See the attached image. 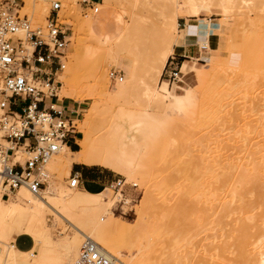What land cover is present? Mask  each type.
<instances>
[{
    "label": "bare ground",
    "instance_id": "6f19581e",
    "mask_svg": "<svg viewBox=\"0 0 264 264\" xmlns=\"http://www.w3.org/2000/svg\"><path fill=\"white\" fill-rule=\"evenodd\" d=\"M243 1L246 2V6L250 5L248 3V0H243ZM144 2H148L149 4L136 3L135 4L136 6L134 5L133 12H131L130 14L131 16L130 21L124 20L121 27L112 36L109 37L104 36L102 34L104 33L103 31L98 33L92 31V35L90 34L92 40L87 41L85 43L83 42L84 44L81 47L79 46L81 49L79 50L78 54L74 56L79 60L77 64H79L80 67H82L83 63H84L83 65L84 67L90 64V66L88 67L91 69L92 67L94 68L99 66L103 62L102 60L103 56L106 57V59L107 57H109L110 59H112L111 61L114 60L116 62H118L120 56H123L125 59L130 60L131 70L125 73L126 78L124 74H122L121 78L119 77L114 78L111 76L112 78L119 80L117 84L115 83L116 86L112 89L111 95H114L115 97L116 96L121 97L126 94L137 95L136 93H138V90L140 89L142 90L141 95L143 96V101H142L143 104L140 103L142 104L141 106L138 105L140 107L134 109H131L133 108L131 107L130 109H128L126 108V105L117 108L115 106L109 107L108 105H106V103L105 106H103L104 103H102L101 105L99 104L94 105L92 103L93 105L91 104L92 106L89 107L91 108V110H93V112L91 111L88 114L87 112H85L86 114L85 119L81 123H79V127H80L79 129L82 131L83 136L78 140L80 144V149L82 151L81 154L83 156L84 163L91 165L92 164L101 165L111 168L112 170L123 174L126 180L120 179V182H117L112 186H109L99 192H92L83 189L82 187L71 186V184L68 185L65 182H62L60 186L56 185L54 179L52 180L53 178L52 173L50 174L49 170L48 169L45 170L43 167L46 165L47 166L50 165L55 171H58L60 175L63 173L64 170L67 172V174L71 173L73 168V163L75 162L76 153L72 152L71 149L64 144L60 148V150L56 154H54L47 161V163L41 168V172L49 176V180L48 183L44 187H42L39 193L33 192L27 185H22L16 191L10 193L9 198H2L0 195V264H77L80 258L81 246L85 237H90L94 239L106 250H107L106 247L110 248V250L107 251L114 258V264H131L134 261L133 258L126 259L124 257L123 251L119 249L118 246L113 244L114 243L113 238L115 239L117 237L116 234L120 232L119 231L120 224L124 222L119 218V216L115 214L113 208L116 203L115 198L119 197V201L125 200V203L130 202L126 194V189H125L126 182L128 180H135V182L131 181L132 183L134 182L133 186L139 185L140 183L139 184L137 183L139 181L142 184H144L142 178L146 174L148 176L149 172L151 173V166L154 160L159 156V154H162L161 158L163 159V156L166 154V151L168 150V147L163 150V146H162L163 145L162 136L164 135L163 129H165V127L167 126L169 128V124L171 126V123H173L172 122L173 118L175 120L177 118L174 117L175 115H178V117L179 116L183 117V119L185 120L191 118V106L194 101L191 90L194 87L204 91L205 104H207L208 101L210 102L211 99L212 100L215 99L214 100L215 105L218 104L220 105V102H222L220 99L224 100L223 95H225L224 92L219 93V91L221 90L220 89L221 80L223 81V79L222 76L219 77L218 70L220 71L219 67L220 68L223 67L222 63L225 65L228 64L230 65V67H232L234 65L233 62L234 61L236 62L237 58H239V61L244 60L243 64L250 63L251 66L253 67L258 65L264 66V47L262 42L257 43V39L254 35L252 36V34H246L242 32L240 34L239 41L236 42L234 41L233 36L231 34L229 43L227 45L225 44L223 33L227 31L226 29L227 22H224L222 25H218L213 21L212 18L207 17L205 18V21L203 23H199V24L194 23L197 26L196 30H193L190 24L185 29L179 28L178 26L179 17H186L188 22L193 23L196 22V20L199 19L201 20V18L205 14L212 12L213 3L211 0H145ZM152 2L158 4H150ZM24 4H25V0L24 3L21 5V8L26 9L28 4L26 5ZM140 5L144 7L141 8ZM105 6L107 7V5ZM229 6L230 5L228 6L224 5V2L223 5L221 4L220 7L222 8L221 12L223 13V15L227 16L228 12L230 11L229 9H231L229 8ZM143 8L150 11L158 10L160 13L158 15L159 16L161 15V21L159 24H156L154 28L155 30H157L156 33L158 35H156L157 38H155L156 40H154L153 43L156 42L155 44H157L158 47H156V45L154 46L152 43V45L154 46L153 47L154 52L151 51L152 54L150 52L152 56L149 55V57H151L149 65L147 63L149 67L146 73L144 72L146 75L142 76V74L144 73H141V77H140V74L138 75V73L135 70V64L138 62H142L138 58L139 57L138 52L143 48L144 50H146L145 48L147 46L145 42L143 43V41H141V38L139 36L140 33L143 31L141 21L146 20L145 19L146 16L142 12ZM24 9H22V11ZM103 9H105V7ZM138 9L140 10V12ZM88 18L90 19V17ZM29 21L31 22L30 19ZM193 35L198 37L197 43L198 46L200 47L201 56L190 54L189 59L185 62L180 72H178L173 83L167 81V84L169 85L168 87L157 85L159 78L161 77V75L163 74L166 68L167 62L172 57V55L176 51H178V49H181V44L184 41V38ZM28 44H30L31 47L34 49L33 44L30 43L28 40H25L24 47L20 51V57H22L27 53H31L33 51V49L31 50L30 48L27 47ZM221 51L224 52L223 55L215 54V52H221ZM144 53H148V51ZM228 53H231V55H233V59L229 57V60L230 58L231 60H233L232 63L231 61H229V63L231 64L224 61L225 59L224 55ZM143 57L144 56H142V58ZM234 58H236V60ZM204 59L206 60L207 64H200V61ZM239 61L236 62L237 64L235 63L236 64L235 66H238L240 64ZM102 66L103 65H101V68ZM209 66L210 67L213 66L215 68V74L213 77L214 81H212L211 79L208 81V77L210 78L212 77L207 69V67ZM227 67L230 68L229 66ZM75 68L79 69V67L77 66ZM69 71H71V69ZM77 71L78 70H76V72L74 73H76V77L78 76L77 78H79L80 73L79 75H77L78 73ZM119 72L121 73V71ZM103 75L108 81L107 75L105 76V73ZM58 77L60 80L63 81L64 80L63 72L60 73ZM232 78H234V76ZM82 82L83 81L81 80V82L79 83L80 86L83 84ZM71 85H74V83L73 84L71 83ZM80 86L78 85L79 90H80ZM83 87L84 86H82L81 88ZM103 88H105V86ZM78 89L76 91L77 92L76 94L78 93L80 94V92H82V91L78 92ZM75 90H71L67 88V86L61 85L58 91L60 92V95L62 97L68 96L70 98H74V99L76 98V100H79L75 95L74 92ZM246 104L247 102L246 103L244 102V107H243L244 111L241 112L242 115H244L243 120L246 121L244 123L245 127L242 128V130L244 131L243 132L244 136L243 135L242 136L245 138L244 139L245 144H242L244 146H241L240 148L242 150L241 152L247 153V155L245 154L244 155L242 154L243 156L240 155L234 156L233 154L226 155V157L229 158V160L230 159L234 160L235 158L239 160H243L245 158L246 159L243 161L235 160L232 163L231 160L229 165L226 163L227 161L229 162V160H227L225 161V164L228 165V167L230 168L231 167L234 168L235 170L237 168L239 169V167L241 168L244 167V165L246 164L247 168L245 169L243 168L244 174L248 176L247 178L248 181L249 180L252 181L251 177L252 175L254 177V173L256 175L255 171H257L260 174V176L264 178V144L263 143H262L263 152L260 153L259 158L255 161L254 160L250 161V159L247 160V158L251 156L248 151L254 145L255 139L258 136H260L261 132L262 133L264 132V115L261 116L263 118L260 119V117H258L257 115V112H259L260 110L255 111L254 106L248 107L246 106ZM245 107H247V109H245ZM245 110L247 113H245ZM206 111H208V109L204 108L201 114ZM213 112L215 113V115H217L219 114L220 110L219 108H215L212 111V113ZM253 122L255 123L258 122V123L254 125ZM179 127L181 126L179 125ZM256 127L257 129L259 127V132L258 131L254 132L255 131L254 129ZM166 134L168 133L166 132ZM256 141L259 140L257 139ZM256 143L258 144V142ZM221 154L224 155L223 153ZM22 157L25 158L23 146L17 148V158L23 159ZM214 159L215 161L218 162V163L216 162L218 166L215 169L213 168V171L219 169L218 172L221 173L220 169H224V166L222 164L224 158L220 154L218 155L216 154ZM185 164H187V162ZM188 168L189 167L187 166L186 169ZM191 170L193 171V169ZM224 171L223 173H225ZM218 176H220V174ZM235 176L238 177L239 173L237 172V175ZM167 178L168 176L166 177V179ZM166 179L165 180L162 179L163 182L161 183L160 181V184L158 183V185L154 183L155 185L150 184L151 186L148 187L147 184H145L147 186L145 187L147 188L146 189L147 205L145 206L144 205L145 202H144L143 203L144 206H142L140 210H137L138 214L137 217L135 218V221L137 223L142 221L145 216L152 217L153 213L151 215V211L152 210L155 211L156 207L158 208L160 206L158 200L160 198H163L164 194L167 193L166 191H168L167 190L168 179L167 181ZM111 188L113 189L118 188V190L114 189V191L117 194V197L115 194V198H113L112 194L114 191L111 193L112 190ZM235 189L231 193L226 192L222 194H215V196L213 197V201H215L216 203L215 207L217 208L221 207L224 213L230 212L231 208L233 206L234 207L236 206V201L239 202V200L236 199L235 197L237 192L235 191ZM236 207H240L238 206V203ZM49 213L55 215V221H57V223L64 224V222H67L74 229L73 230L74 233L69 234L66 232L60 238H55L54 233L52 231L53 227L49 225L47 220V215ZM252 216L253 215L250 216L251 219ZM148 217L146 219H148ZM242 219H247V218L245 217ZM257 219L253 218V221ZM15 220L18 221V224L16 226H14L13 223L15 222ZM150 220L152 219L150 218ZM153 222L154 221H152V223ZM251 223L252 222H250L249 225ZM149 224L151 223H148V226H150ZM249 225H248V220H246V222L244 220L242 225H239L241 231L244 232L245 237L249 235V228H251L250 227L251 225L250 226ZM137 228H139V225ZM240 229L238 228V230ZM127 231H125V233ZM134 231L131 232L132 234H134L133 236L135 237L137 236L136 238H139L138 237L139 235L136 232L139 230L135 231L137 235H135ZM16 233L29 234L34 240V246L29 250L17 249L16 245L11 243V241L15 242V238L14 240L12 239H13V235H15ZM127 234L128 235L130 234L129 231ZM132 234H130L129 236H132ZM239 235L240 234H238V236ZM241 236H242V232H241ZM125 237L126 235L124 236V238ZM117 238H121L120 235ZM243 238L241 237V240H243ZM246 239L247 238H245V241H243L245 242L244 244L241 242V240L238 239L239 242L243 244L242 245L240 243L242 248L245 247L244 250L243 249L241 250V252L243 251L242 255L249 253V255H251L250 259H252V261H254L255 264H264V230L259 233L257 239H255L254 241L250 240L251 242L249 244H247L248 242ZM221 244L222 242L219 244V246H217V248L218 250H220V253H222V255L225 257L226 254L224 252L226 251V249L224 251L222 249ZM247 246L248 247L250 246V248H247ZM224 247L226 248L225 245ZM218 250L217 252H215L216 250H214V252L210 254L212 261L215 260L213 263L216 264H220L219 259H221V257H219L218 254ZM252 254H254L255 256ZM140 264H144V261L142 262L140 261Z\"/></svg>",
    "mask_w": 264,
    "mask_h": 264
},
{
    "label": "rangeland",
    "instance_id": "374dc122",
    "mask_svg": "<svg viewBox=\"0 0 264 264\" xmlns=\"http://www.w3.org/2000/svg\"><path fill=\"white\" fill-rule=\"evenodd\" d=\"M59 1H61L62 3V7L59 12V21L64 22L65 26H68L70 28V31L68 32L69 42L67 43L65 49L67 57L66 68L64 70L66 71H63V76L65 78L66 74L70 75V80L68 84L69 86H67V88L71 90H75L76 88L74 92L80 101L76 100V98H66L65 100L67 103L71 102L72 105H75V107L80 113L79 118L77 119L78 121L76 120V123L77 128L81 133L80 137H82L83 133L79 129V123H81L85 119V112H87V114L91 111L93 112V110H91L90 108L93 104L101 105L102 103H104L103 106H105L106 103V105H108L109 107L115 106L117 108L126 105V108L128 109H130L131 107H133L131 109H134L140 107L143 104V96L141 95L142 90L140 89L138 90V93H136L137 95L126 94L121 97H115L114 95H111L112 89L116 86L119 81L111 77V71L118 70L121 71V74L125 75L126 72H129L131 70L130 60L126 59V61L130 64V69L126 68V66L123 64L122 59L116 62L114 60L111 61L112 59H110L109 57H107V59L109 58L107 60L104 56L102 57L103 62L97 67H92V69L88 67L90 66V64L86 65L85 67L83 66L84 63L82 67L77 64L79 60L74 56L78 54L79 50L81 49L80 47L85 42L92 40V30L95 28L92 19L94 17V10L98 8L103 9L104 7L105 9L111 8L113 10L121 12L123 17H125V20L130 21V14L131 12H133L134 5L136 3H149L144 2L145 0H142V2L141 0H99L100 2L95 4L93 7L86 8V2H84L85 0ZM211 1L213 3L212 12L205 14V17L203 16L201 20H196V22L194 23H203L205 21V18L207 17L212 18L213 21L218 25H222L224 22H227V31L223 33L226 45L230 41L231 34L233 36L234 41L238 42L240 39V34L244 32L246 34H252V36L254 35L257 39V43L262 42L264 47V0H250L251 2L248 0V3L250 4L249 6H246V2L243 0H235L236 2L234 0ZM55 2L56 0H25L24 5L28 4V6L26 9L21 8V14L27 15L28 18L31 20L33 26L45 25L47 23V18L51 14L52 3ZM223 2L224 5H230L229 8H231L229 9L230 11L228 12L227 16L223 15V13L221 12L222 8L220 6L221 4L223 5ZM150 4L158 3L152 2ZM105 5H107V7ZM142 7L144 6H141V8ZM22 9L24 10L22 11ZM142 12L146 16V20L141 21L143 31L140 33L139 36L141 38V41H143V43L145 42V44L147 45L145 49L148 51L149 54L144 53L147 52L146 50H144V48L141 49L142 51L140 50L143 55L140 51L138 52V58L142 62H138L135 64V70L138 75L140 74V77L141 73H146L149 67L148 65L151 59L149 55L152 56L151 54L152 52H154L153 47L155 45L156 47H158V45L155 44L156 42L153 43V41L156 40L155 38H157L156 35H158L156 33L157 30H155L154 28L155 25L159 24L161 21V15H158L160 14L158 10L150 11L143 8ZM229 15L231 18L229 17ZM87 16L90 17V19ZM85 19H87L88 22ZM186 20L187 18L185 17H179L178 26L184 27ZM89 22L93 23L90 24ZM88 23L90 24V26ZM87 25L89 26V28ZM152 43L154 46L152 45ZM27 47L31 50L33 49L30 44H28ZM186 51L188 54L201 56L199 46L195 43L188 45ZM215 54L223 55L224 52H215ZM230 55L231 53L224 55V61H226L227 63H229V61H231V63L233 62V60H231V58L233 59V55ZM142 56L144 57L142 58ZM229 57H231L230 60ZM236 58L234 59L236 60ZM183 59L186 60L189 58L184 57L182 55H175L174 57H171L170 60L171 62L173 61L179 63V72L180 67L183 64H181V61ZM237 61H239V58H237L236 62ZM243 61H239L240 64L238 63V66L240 67L235 66L237 64L235 61L233 62L234 65L232 64L234 67L232 65V67H230V65H225L223 63V67L221 65L220 66L222 68L219 67L220 71L218 70V75L219 77L222 76L223 79V81L221 80L220 87L222 91L220 90L219 93H225V95H223L224 100L220 99L222 101L220 102V105L222 103L221 106L219 104L215 105V99H211L210 102L208 101L207 104H205L204 91L196 87L191 90L192 97L194 100L191 106V118L185 120L183 119V117H178V115H175L174 117H177L178 120L177 118L176 120L173 118L174 121L170 119L173 123H171V126L169 124L170 129L168 128V126L163 129L164 135L162 136L163 150L168 147L169 152L168 150L166 151V154L163 156V159L161 158L162 154H159V156L154 160L151 166V173L149 172L148 176L146 174L144 177L142 176L143 178L141 177L144 184L139 181L137 182L138 184L140 183L139 185L133 186L135 180H128L126 182V194L130 202L125 203V200L119 201V197L115 198L116 192L114 191V189L118 190V188H111V193L114 191L112 194L113 198L116 199V203L113 207L115 214L119 216L122 221H124L123 223L121 222L122 224H120V232L116 234L117 237H119L120 235L121 238H113V244L118 246V248L123 251L124 257L126 259L133 258L134 261L131 264H140V261H144V264H216L213 263L215 260L212 261L210 254H212L214 250H216L215 252H217V246H219L221 242L222 249L224 251L226 249V251L224 252L226 256L224 257L222 253H220V250H218L219 257H221V259H219L220 264H255V262L250 259L251 255H249V253L242 255L243 251L241 252V250H244L245 247L242 248L241 244L245 243L243 242L245 241V238H247V244H249L252 240L254 241L258 238L259 233L264 230V178L260 176L257 171H255L256 175L255 173L254 177L252 175V181H248V176L244 174L243 171L245 168H247V165L245 164L246 166L244 165V167H239V169L237 168L235 170L232 167H228L232 159L229 160V158L226 157V155L229 154H233L234 156H243L244 154L247 155V153H242V150L240 148L241 146H244L242 144H245V138L243 137L244 131L242 130V128L245 127L244 123L246 121L243 120L244 115H242L241 113L242 111H244V102H247L248 105L246 104V106L248 107L254 106L255 111L260 110L259 112H257V115L258 117H260V119H262L263 117L261 116L264 115V66L258 65L253 67L250 63L243 64ZM171 62L167 64V67L159 78L157 85L168 87L169 85L167 84V81L170 83L174 82L175 78L170 79L169 77L164 75L165 73H169L172 67H174V64H171ZM200 64H207L206 60L204 59L200 61ZM101 65H103L102 68ZM76 66L79 67V69L75 68ZM227 66H229L230 68H228ZM70 69L71 71H69ZM207 69L210 72V75L212 76L211 78L208 77V81L210 79L214 81L213 77L215 74V68L213 66H209L207 67ZM76 70H78L77 75H79L80 73L79 78H77L78 76L76 77V73H74L76 72ZM104 73L105 76L107 75L108 81L104 77ZM145 73L142 74V76L146 75ZM81 75L84 77H82ZM233 76L234 78H232ZM81 80L83 81L82 83L84 85L82 84L80 86L79 83L81 82ZM71 83H74V85H71ZM60 85H62V83H59V86ZM78 85L80 86V90L78 89ZM82 86L84 87L81 88ZM104 86L105 88H103ZM77 89L78 92H82H80V94H76ZM49 101H52V99H50ZM21 107L22 104L19 106V108ZM204 108L208 109V111L201 114ZM215 108H219L220 110L219 114L217 115H215L214 112V114L212 113ZM245 109H247V107H245ZM209 113L211 114V116ZM245 113H247L246 110ZM179 119L181 120V122ZM253 123L255 125L258 122ZM179 125L181 127H179ZM165 130L168 134H166ZM254 130V132H259V127L258 129L256 127ZM263 134L264 132H261L260 136L255 139L254 145L248 151L251 156H249L247 160L250 159V161H255L259 158L260 153L263 152ZM257 139L259 141H256ZM256 142H258V144ZM252 148L254 151L252 150ZM80 152L82 153L81 149ZM221 153H223L224 155H222ZM216 154H220L224 158V161L222 162L224 169H220L221 173L218 172L219 169L213 171V168L215 169L218 166V162L214 159ZM227 160H229V162ZM235 160L238 161L239 159L235 158L231 161V163ZM225 161H227L226 163L228 165L225 164ZM186 162L187 164H185ZM186 165L189 167L188 169H186ZM46 166H44L43 168L45 170L48 169L50 174L52 173V180L54 179L56 185L60 186L62 182H65L68 185L70 184L71 173L67 174V172L64 170L63 173L60 175V173L58 171H55L50 165H48L47 167ZM191 169H193V171ZM223 171L225 173H223ZM114 172L117 174V177L119 179L126 180L123 174L118 173L117 171ZM237 172L239 173L238 177L235 176L237 175ZM217 173H219L221 177L218 176L219 174ZM167 176L168 191H166L167 193L164 194L163 198H160L158 200L160 206L158 208L156 207L155 211L150 210L151 215L153 213L152 217L145 216L144 219L146 221L143 219L142 221L137 223L135 221V218L138 214L137 210H140L142 206L147 205V188L145 187H149L154 183L158 185V183L160 184V181L162 183V179L165 180ZM131 181L134 182L132 183ZM113 184L115 183H110L106 186H112ZM145 184H147V186ZM87 186L91 187V184L87 183ZM234 189L235 191H237L235 197L239 200V202L236 201V206L238 203V206L240 207L235 206V208L233 206L230 212L225 213L221 207H215L216 203L215 201H213V197L215 196V194H222L226 192L231 193ZM144 202L145 204L143 205ZM251 215H253L252 219L250 218ZM147 217L148 219H146ZM245 217L247 219H242ZM150 218L152 220H150ZM253 218L257 220H254V222ZM47 220L49 225L53 227L52 231L54 233L55 238H60L66 232L69 234L74 233V229L67 222H64V224L57 223V221H55L54 214L49 213L47 215ZM244 220L245 222L246 220H248V225L250 222L256 223H251V226L249 225L251 228H249V235H247L246 237L239 226L242 225ZM152 221H154L155 224L154 222L152 223ZM147 222L151 223L152 225L149 224L150 226H148ZM13 223L14 226H16L18 224V221L15 220V222ZM138 225L140 229L137 228ZM238 228L240 230H238ZM127 229L130 234H132L131 232H133L134 230H139L136 231L139 235V238H136L137 236H133L134 234H132V236H129L130 234H127ZM125 231L127 232L125 233ZM137 234L135 233V235ZM238 234L240 235L238 236ZM15 235H13L12 240H14ZM123 235H126V237L124 238ZM241 237H244L243 240H241ZM226 239L229 240L227 241ZM238 239L241 240L242 243L239 242ZM11 243L15 244V242L13 241H11ZM21 244V247L24 248L25 245L29 246L30 243L28 244V240L26 238H22ZM224 245L226 246V248L224 247ZM106 248L107 250H110V248ZM247 248H250V246H247Z\"/></svg>",
    "mask_w": 264,
    "mask_h": 264
},
{
    "label": "built area",
    "instance_id": "2783aa9c",
    "mask_svg": "<svg viewBox=\"0 0 264 264\" xmlns=\"http://www.w3.org/2000/svg\"><path fill=\"white\" fill-rule=\"evenodd\" d=\"M84 2H88L85 0ZM24 0H0V195L27 185L39 193L49 180L41 168L78 132L79 112L58 105V71L66 66L65 49L70 28L59 21L62 3H52L45 25L33 26L21 15ZM23 33V34H21ZM34 49L20 57L24 41ZM171 62V61H170ZM165 73L174 79L179 63ZM111 76L121 78L117 70ZM52 99V101H49ZM22 104V107L19 106ZM74 115V116H72ZM24 147L25 158H17ZM68 146V145H67ZM78 171L71 172V186L81 187ZM120 182V179L117 181ZM116 182V183H117ZM77 264H114V258L97 241L85 237Z\"/></svg>",
    "mask_w": 264,
    "mask_h": 264
},
{
    "label": "crops",
    "instance_id": "0c3cea01",
    "mask_svg": "<svg viewBox=\"0 0 264 264\" xmlns=\"http://www.w3.org/2000/svg\"><path fill=\"white\" fill-rule=\"evenodd\" d=\"M98 2H100V1L99 0H88V2L85 3L86 8H91L95 4H97ZM93 15H94V17H93L94 21L93 22H94L95 28L92 31L95 33L103 31L104 33H102V34L106 37H109V36H112L113 34H115L118 31V29L121 27V25L123 24V21L125 20V17H123L121 12H119L117 10H113V9H100V8H98V9L94 10ZM189 24L191 25L193 30H196L197 26L194 24V22L190 23V22H188V20H186L184 27H179V28L185 29ZM197 38L198 37L195 35L185 37L184 41L181 44V49H178V51H176L172 55V57H174L175 55H179V56L182 55L184 57L189 58L190 54L187 53L186 48L190 44L195 43L198 45ZM199 50H200V47H199ZM120 59L123 60V64L126 66V68L130 69L129 68L130 64L126 61V59L123 56H120L119 60ZM170 60H171V58L169 59L167 64H169ZM186 60H188V59H186ZM186 60L183 59L181 61V64L182 63L183 64L180 67V70L184 66V64H185L184 62ZM166 67H167V65H166ZM59 74H60V72L58 71V76H59ZM69 80H70V75L66 74L64 80L63 81L61 80L62 85L69 86L68 85ZM58 95H59L58 105L64 106V107L65 106L66 107H72L75 111L79 112L77 110V108L75 107V105H72L71 102H69V103L66 102L65 99L70 98V97H68V96L62 97L60 95L59 91H58ZM72 116H74V115H72ZM80 134H81L80 131H78L76 133H72L71 136L74 138H69L68 142H67V145L71 149V151L76 153L75 162L73 163V168H72L71 172L78 171L81 174V177H82L81 187L83 189H86V190H89L92 192L102 191L105 188L109 187V186H106L107 184L116 183L119 180V178L117 177V174L114 172V170H112L111 168L101 166V165H95V164L91 165V164L84 163L83 156L80 152V148L76 149L80 145L78 142V140L81 138ZM87 183L91 184V187H88ZM22 238H26L28 240V244L30 243L29 246L25 245L24 248L21 247V245H22L21 239ZM15 245H16L17 249L29 250L34 246V240L29 234L16 233ZM28 247H30V248H28Z\"/></svg>",
    "mask_w": 264,
    "mask_h": 264
},
{
    "label": "trees",
    "instance_id": "16d2710c",
    "mask_svg": "<svg viewBox=\"0 0 264 264\" xmlns=\"http://www.w3.org/2000/svg\"><path fill=\"white\" fill-rule=\"evenodd\" d=\"M76 149H79V146H78V148H76Z\"/></svg>",
    "mask_w": 264,
    "mask_h": 264
}]
</instances>
